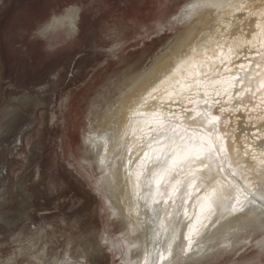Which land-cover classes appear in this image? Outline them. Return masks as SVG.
Masks as SVG:
<instances>
[{
  "label": "bare ground",
  "instance_id": "obj_1",
  "mask_svg": "<svg viewBox=\"0 0 264 264\" xmlns=\"http://www.w3.org/2000/svg\"><path fill=\"white\" fill-rule=\"evenodd\" d=\"M243 9L249 12L240 13ZM181 13V21L187 24L172 47L157 51L150 67L126 74L115 85L118 92L113 100H109L113 93L102 96L107 106L90 112L87 133L82 136L81 168L96 165L100 157L109 162L108 166L97 164L99 176L92 180L109 216L122 226L120 234L103 231L101 243L117 250L123 264H199L229 250L237 252L251 242L258 253H264V148L252 152L253 146L261 147L264 141H250L254 134L245 132L258 127V138L264 137V0H191ZM47 24L48 20L42 23L44 28L34 27L36 36L51 49L63 45L59 35L52 45L51 32L60 31L46 29ZM72 38L69 34V42ZM227 111L234 115L239 111L246 119L241 133L235 132L236 127L229 130L228 119L224 121ZM204 112L219 118L214 130L201 121L198 114ZM176 125L199 129L197 134L211 140L216 155L204 162L206 167L176 169L170 182L161 180L157 187L151 173L165 167L161 152L167 143L160 133ZM252 185L260 187L257 196L262 200L251 199L261 202L233 212V205L239 208L240 204L224 197H234L239 189L243 201ZM213 189L217 196L206 201ZM257 234L262 238L253 239ZM42 241V235L22 242L17 237L15 248L0 254V264H89L86 255L75 257L69 250L61 259L47 261Z\"/></svg>",
  "mask_w": 264,
  "mask_h": 264
},
{
  "label": "rangeland",
  "instance_id": "obj_2",
  "mask_svg": "<svg viewBox=\"0 0 264 264\" xmlns=\"http://www.w3.org/2000/svg\"><path fill=\"white\" fill-rule=\"evenodd\" d=\"M190 2L0 0L1 255L15 248L17 237L22 242L42 235L47 261L61 259L69 250L75 257L86 255L89 264H123L116 257L117 250L101 243L103 231L120 234L122 227L118 219L109 216L94 190L97 164L108 166L109 162L100 157L96 165L81 168L83 137L90 112L99 105L107 106L101 97L113 93L108 98L113 100L118 92L115 85L126 74L150 67L157 51L172 47L187 24L181 21V12ZM73 3L83 5L77 38L49 48L36 36V29ZM247 12L249 9L240 11ZM246 97L248 93L242 99ZM227 113L224 121L228 119L229 130L236 127L235 132L241 133L240 125H246V119L239 111ZM245 132L254 134L250 141H264V137L258 138V127ZM253 148L252 152H257L264 145ZM250 189L248 198L262 200L257 196L260 187L252 185ZM260 238V234L253 237ZM253 244L199 264H264V253H258Z\"/></svg>",
  "mask_w": 264,
  "mask_h": 264
},
{
  "label": "snow or ice",
  "instance_id": "obj_3",
  "mask_svg": "<svg viewBox=\"0 0 264 264\" xmlns=\"http://www.w3.org/2000/svg\"><path fill=\"white\" fill-rule=\"evenodd\" d=\"M264 15V14H262ZM257 28H261L258 24ZM261 32L264 33V29H261ZM261 88H264V83L261 84ZM201 121H207L208 126L211 129H215L216 122L219 119L216 116H210L209 113L204 112L198 114ZM190 123H196V117L194 116ZM171 132V135L168 136L167 133ZM199 129H192L182 127L181 125H176L170 130L164 128L160 133L167 141L165 148L162 150L161 155L163 156V164L165 167L161 169L159 173H151V177L156 181L157 187H159L160 181L167 179L170 182L171 174L176 171V169L182 168L184 165H187L189 170H193L197 164L204 165L205 161H211L216 155V149L213 146L211 140H206L204 136L198 135ZM207 135V133H206ZM222 150V149H221ZM148 154L145 153V156ZM205 167L207 165H204ZM141 173L137 174V180L139 181ZM159 177V179H157ZM179 183V181H177ZM139 186V184L137 185ZM151 186V185H149ZM222 195V194H221ZM240 190L237 189V194L233 196H226L224 199L232 200L240 204L239 208H236L235 205L232 207L233 212H242L248 204H253L254 200H250L247 195L244 196L243 201L240 199ZM216 190L213 189L212 193L205 197L206 201H211L212 197H216ZM264 199V197H262ZM212 204L209 202L208 207L211 208ZM190 231L193 230V226H189Z\"/></svg>",
  "mask_w": 264,
  "mask_h": 264
},
{
  "label": "flooded vegetation",
  "instance_id": "obj_4",
  "mask_svg": "<svg viewBox=\"0 0 264 264\" xmlns=\"http://www.w3.org/2000/svg\"><path fill=\"white\" fill-rule=\"evenodd\" d=\"M83 10V5L80 3L68 4L60 12L53 13L47 20L48 24L45 28L57 29L60 33L55 31L51 32L52 45L56 44L58 35L61 37L60 43L69 42V34L73 36L72 40L76 39L79 33V24L81 20V11ZM70 18L73 19L70 22ZM39 28H44L41 24ZM71 40V41H72Z\"/></svg>",
  "mask_w": 264,
  "mask_h": 264
},
{
  "label": "water",
  "instance_id": "obj_5",
  "mask_svg": "<svg viewBox=\"0 0 264 264\" xmlns=\"http://www.w3.org/2000/svg\"><path fill=\"white\" fill-rule=\"evenodd\" d=\"M242 87H244V84H242ZM236 88H237V89H238V88L241 89L239 86H236ZM252 91H253V90H251V93H252ZM237 92H238V91H237ZM234 93H235V92H234ZM251 93L248 92V95L251 94ZM255 100H256V99H255ZM255 100H254V101H255Z\"/></svg>",
  "mask_w": 264,
  "mask_h": 264
}]
</instances>
